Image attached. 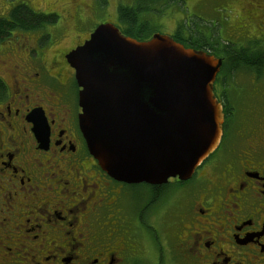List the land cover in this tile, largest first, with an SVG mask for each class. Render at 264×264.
<instances>
[{
	"label": "flooded vegetation",
	"instance_id": "af4514ba",
	"mask_svg": "<svg viewBox=\"0 0 264 264\" xmlns=\"http://www.w3.org/2000/svg\"><path fill=\"white\" fill-rule=\"evenodd\" d=\"M230 2L245 24L211 40L221 59L212 84L219 143L191 176L160 184L116 180L88 151L65 55L93 29L70 43L61 13L6 7L1 20L19 4L55 18L53 29H0V264H264V0ZM183 19L172 36H214ZM138 184L146 193L134 207Z\"/></svg>",
	"mask_w": 264,
	"mask_h": 264
},
{
	"label": "water",
	"instance_id": "95a60500",
	"mask_svg": "<svg viewBox=\"0 0 264 264\" xmlns=\"http://www.w3.org/2000/svg\"><path fill=\"white\" fill-rule=\"evenodd\" d=\"M65 57L79 87V129L112 178L186 179L219 143L222 111L212 83L220 58L160 32L138 40L111 22L96 25Z\"/></svg>",
	"mask_w": 264,
	"mask_h": 264
},
{
	"label": "rangeland",
	"instance_id": "374dc122",
	"mask_svg": "<svg viewBox=\"0 0 264 264\" xmlns=\"http://www.w3.org/2000/svg\"><path fill=\"white\" fill-rule=\"evenodd\" d=\"M231 0H205V7L201 11L199 8V3L197 0H176L172 3L165 4V2L156 3L152 6V11H144L139 14L141 19H144L149 22L144 28L148 33L160 32L164 34H170L173 32L174 27L182 23L183 18L190 16V19L196 23L197 26H201L207 31L213 33L215 37L218 36V33L221 31L222 35L228 36V32L234 28V26H243L245 24L243 17V10H241L238 3L230 2ZM19 2L26 3L32 9L48 13L54 11L57 14L61 13V16L65 18V35L64 40L67 42H74L76 36L82 38L84 32L90 29H94L96 25L102 22L111 21L117 26V5L129 4L132 0H103L101 5H97L94 8L93 12H90L88 7L80 5V10L77 8V4L88 5L90 0H86V4L81 3L80 0H0V14H5L6 7L11 8ZM59 12V13H58ZM198 16L194 17V13ZM152 13V14H151ZM60 19H62L60 17ZM79 19L82 20L79 23ZM79 24L83 26L80 27ZM232 25V26H231ZM54 26H57L55 23ZM42 29H53L52 24L45 23L42 26ZM229 37V36H228ZM68 44V43H67ZM136 188L134 191H131L132 202L135 198L136 202L134 207L140 201V198L146 193L143 184L135 185ZM150 247V244H149ZM145 264H149L147 259H145Z\"/></svg>",
	"mask_w": 264,
	"mask_h": 264
},
{
	"label": "trees",
	"instance_id": "16d2710c",
	"mask_svg": "<svg viewBox=\"0 0 264 264\" xmlns=\"http://www.w3.org/2000/svg\"><path fill=\"white\" fill-rule=\"evenodd\" d=\"M176 0H132L131 3L127 4H121L119 3L117 5V22L119 24L118 28L120 31L128 35L130 37L142 40L148 38L153 32L151 33L146 32L147 30L144 29L149 22H147L144 19H141L139 14L144 11H152V6L156 3L165 2V4L172 3ZM21 11L24 12V14H21ZM150 13V12H149ZM152 14V13H151ZM55 18L52 14H34L32 13L24 4H19L15 7L13 13L10 14V22L7 19H0V29H7L10 27H16V28H37L41 25H43L45 22H51ZM182 24V23H181ZM194 30V29H193ZM191 34H193L192 39H196L195 42H186L182 40L181 37H179L178 33L177 35H173L174 39L183 43L187 47H192L195 49H202L205 51H208L212 54L215 53V51H218V49H215L211 43V40H218V37L212 36L206 34V37H202L201 34L197 33L196 30L191 31ZM225 42V40H223ZM201 44V45H200ZM203 45V46H202ZM225 49L222 50L224 54L231 57V59H237L247 57L245 55L239 56L238 54L234 53V49L231 48V46L225 45ZM258 59V55L251 56V58ZM227 58V57H226ZM243 59V60H244ZM246 61L249 59L246 58ZM244 60V61H245ZM227 60L224 59L223 64L224 66L227 64H230L229 62H226ZM247 61V62H248ZM251 63V61H250Z\"/></svg>",
	"mask_w": 264,
	"mask_h": 264
}]
</instances>
